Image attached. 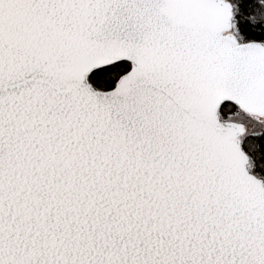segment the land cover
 I'll return each mask as SVG.
<instances>
[{
  "label": "snow or ice",
  "instance_id": "1",
  "mask_svg": "<svg viewBox=\"0 0 264 264\" xmlns=\"http://www.w3.org/2000/svg\"><path fill=\"white\" fill-rule=\"evenodd\" d=\"M0 264H264V0H0Z\"/></svg>",
  "mask_w": 264,
  "mask_h": 264
}]
</instances>
